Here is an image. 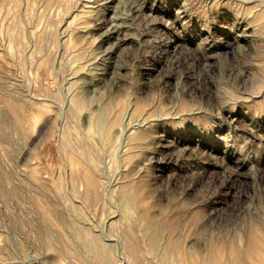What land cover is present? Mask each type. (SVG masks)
<instances>
[{
    "label": "rangeland",
    "instance_id": "rangeland-1",
    "mask_svg": "<svg viewBox=\"0 0 264 264\" xmlns=\"http://www.w3.org/2000/svg\"><path fill=\"white\" fill-rule=\"evenodd\" d=\"M79 3L68 29L64 12L48 11L39 0L0 6V264H101L84 252L72 220L121 242L124 222L115 213V199L126 168L117 159L131 132L129 115L123 134H113L120 146L102 145L100 134V107L117 102L119 93L131 100L153 96L171 106L181 101L190 109L186 121L156 131L151 145L156 154L133 170L151 166V203L167 206L172 199L178 206H197L200 232L183 242L191 264L207 257L211 243L243 245L251 218L264 222V89L254 90L250 70L264 66V0ZM65 29L66 50L58 47L60 37L56 43L52 39ZM119 43L124 45L117 50ZM55 53L62 68L51 75L47 63L37 64ZM76 100L84 108L68 112ZM12 106H19L20 118L10 112ZM90 127L93 134L87 137ZM80 145L109 185L107 214L99 208L80 211L67 195L66 161ZM160 160L170 164L158 167ZM215 255L228 262L235 258L231 248ZM112 257L113 264L129 262L118 249ZM147 259L166 261L160 251Z\"/></svg>",
    "mask_w": 264,
    "mask_h": 264
},
{
    "label": "bare ground",
    "instance_id": "bare-ground-1",
    "mask_svg": "<svg viewBox=\"0 0 264 264\" xmlns=\"http://www.w3.org/2000/svg\"><path fill=\"white\" fill-rule=\"evenodd\" d=\"M39 1L48 11H54L57 13L63 11V26L65 27V25H67L66 29H68L70 23H68L67 20L71 15L74 14L76 8H79V2L81 0L77 1L76 3H73L72 0ZM9 2L10 0H0V6L8 5ZM82 6L84 5L82 4ZM5 19L6 18H4V20ZM66 29L60 31L61 33H59L58 35L56 34L52 36V39L55 43L60 37L62 43L58 47H62V49H64L65 47V50L66 48H69V45L66 43L67 41H62V39H65L68 36H66ZM114 33L115 32H111L110 34L112 35ZM123 45V43H119L117 50L120 49ZM36 48L39 52H43L45 50L43 46L37 47L36 45ZM11 50V52H14L12 48ZM26 51L27 47L22 45V59L27 57L25 55ZM15 53L16 52H14V54ZM43 57L42 60H38L39 65L37 64V66L40 67L42 62L47 63L51 75L61 71L62 65H59L57 63L58 53H55L53 57H48L47 55L45 59ZM128 58L129 60L133 61L138 58V56H129ZM250 70L253 72V81L255 83L254 90L263 92L264 66L261 69ZM240 83L242 86L246 85L245 80H242V82ZM124 95L125 94L123 93H119L117 102H104L100 107V115L101 119L103 120L102 124H104L100 130V134H102V145H107L108 141V143L113 145V148L114 142L116 143V147H118L117 145H119L121 142L119 140V137L115 141L116 138L113 136V134L120 132V134L122 135L126 127H130L128 132L131 131L127 137V144L125 146L126 149L123 154L117 159L119 166L122 165L126 168L124 175H122L121 177L122 183L118 187V193L115 199L118 204L117 210L115 211L114 209L115 213H119V221L124 222H122L123 226L121 227L120 232L121 242L118 239H107L104 233L103 235L106 237V239L102 238L101 235L98 234V230L96 231L93 225H91L90 223L82 224L83 226L77 227L72 220L71 228L75 232V234H77L79 238L82 239L83 243L81 245L84 252H87L88 255H90L93 259L98 260L101 264H113L114 259L112 255L117 249L124 251L127 254L129 258L128 264H153L150 260L147 259V254L153 255L159 251L165 255L166 261L164 264H173L172 258L175 256H178L177 264H191V258L185 252L183 242L186 238L197 235L200 232L199 224L202 218L201 215L197 212V206H195L194 203L187 204L186 206H178L175 205V202L172 199L169 200L167 206L160 205L157 202L151 203V179L149 172L151 166L145 165L144 169H139L137 167L139 170H133V167L139 165V162L144 158H147L148 155L156 154V151L154 152L151 148L153 140L157 138L156 131L160 128H163L164 126L167 127L166 125L175 123V120L177 119H179L181 122L186 121V116L189 114L188 112L190 111V109L186 103L181 101L178 104H172L171 106L164 101L157 100L153 96H149V98L147 99L135 98L131 100L130 97H125ZM56 99L60 107L64 106L61 105L62 102L59 99V96H57ZM7 107L11 109L10 104H8ZM18 107L12 106L13 111L10 112H13L15 115H17L18 118H20V110ZM82 107L84 108L82 103H80L79 100H76L74 102V105H69L67 107V110L70 113H76V111L80 110ZM14 114H12L13 117L15 116ZM126 115H129V122L128 125H126V127L124 128L123 126ZM59 118L60 117L57 116L56 121ZM234 121L235 120H233V122ZM16 122H18V120ZM143 124H148L149 126H141ZM135 125H138V128H136ZM92 129L93 127L87 129V137L92 136ZM98 144L100 143L98 142ZM155 163L158 164V167H167V165L170 164L168 160H160L159 162ZM65 167L67 168V195L69 197V200L73 204L75 203V208H78L80 211L84 212L93 208H99L104 213H108V210H112L111 206H109L107 202V189L109 185L106 186L107 183L105 184L103 182L102 179L104 176L102 177L99 173L96 172L94 164L89 160L88 152L85 151L81 145L78 149L73 148L70 150ZM160 171L162 172L163 170H159V172ZM201 196L206 197L207 195L202 194ZM207 198L208 196L206 197V199ZM70 216L72 217L73 215L71 214ZM107 217H109V215ZM254 220H252L251 218V222H249L250 224H248L246 228V232L244 233V235L246 236V238L244 239L246 240L244 241L243 245H240L238 242L233 241V243L231 242V245L223 244L221 246L215 247L214 243H211L209 246H207V257L198 264H245L247 260H252L251 264H264V222L258 224L259 222L257 221V223L255 222L256 220ZM106 221L108 222V220ZM242 231L244 230L242 229ZM140 236L141 238H145L146 241L142 242L140 240ZM161 238L164 239L165 243L162 246L161 244L159 245ZM116 240V244L109 243V241ZM229 248H231L235 254V258L232 262L223 261L222 259L217 258V254L215 255L217 250L218 252H223L224 250L227 251ZM78 254L81 255V253Z\"/></svg>",
    "mask_w": 264,
    "mask_h": 264
}]
</instances>
